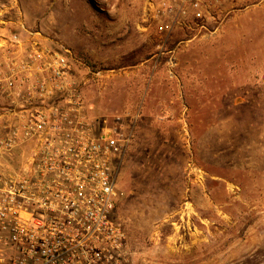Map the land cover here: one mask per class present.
<instances>
[{"label":"rangeland","instance_id":"obj_1","mask_svg":"<svg viewBox=\"0 0 264 264\" xmlns=\"http://www.w3.org/2000/svg\"><path fill=\"white\" fill-rule=\"evenodd\" d=\"M163 1L0 0V23L69 48L94 115L140 112L113 214L131 264H264V0Z\"/></svg>","mask_w":264,"mask_h":264},{"label":"built area","instance_id":"obj_2","mask_svg":"<svg viewBox=\"0 0 264 264\" xmlns=\"http://www.w3.org/2000/svg\"><path fill=\"white\" fill-rule=\"evenodd\" d=\"M204 0H164L174 20ZM29 32L0 96V264H131L128 232L114 219L117 172L140 112L96 116L70 49ZM12 40L23 43L13 30ZM10 115V118L8 116Z\"/></svg>","mask_w":264,"mask_h":264},{"label":"crops","instance_id":"obj_3","mask_svg":"<svg viewBox=\"0 0 264 264\" xmlns=\"http://www.w3.org/2000/svg\"><path fill=\"white\" fill-rule=\"evenodd\" d=\"M8 24L9 22L7 21L5 24L0 23V85H3L5 83V79H7L11 74L8 56L16 57V60L19 63L22 54L26 53L29 47L28 38L30 37V34H28L27 32H21L23 36V43L18 44L11 39L12 34L9 32V30H13V28L11 27L12 24ZM43 41L48 46L58 48L56 46L54 47V44H52L48 40L44 39ZM10 102L11 100L8 95L2 94L0 96V107L8 105L10 104ZM2 116L3 111L0 110V134H3L6 131V121H3L4 119H2ZM8 118H10V115L8 116Z\"/></svg>","mask_w":264,"mask_h":264}]
</instances>
